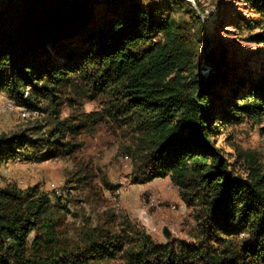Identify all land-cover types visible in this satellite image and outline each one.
<instances>
[{
	"label": "trees",
	"instance_id": "obj_1",
	"mask_svg": "<svg viewBox=\"0 0 264 264\" xmlns=\"http://www.w3.org/2000/svg\"><path fill=\"white\" fill-rule=\"evenodd\" d=\"M0 2V93L46 113L50 127L0 135V165L69 156L81 145L71 137L104 124L130 134L131 183L169 177L197 224L194 242L159 243L127 217L119 230L105 217L73 240L61 230V195L9 184L0 187V264H264V165L243 154L240 172L215 144L223 123L264 119V60L231 83L205 52L203 23L195 39L163 13L178 0ZM251 2L262 30L249 39L264 45V0ZM101 99L100 110L59 119L61 103Z\"/></svg>",
	"mask_w": 264,
	"mask_h": 264
},
{
	"label": "rangeland",
	"instance_id": "obj_2",
	"mask_svg": "<svg viewBox=\"0 0 264 264\" xmlns=\"http://www.w3.org/2000/svg\"><path fill=\"white\" fill-rule=\"evenodd\" d=\"M145 5H154L164 0H137ZM252 0H178L181 4L165 8L164 14L172 13L186 22L185 31L196 35L200 32L197 22L203 23V39L218 55L221 69L228 73L233 83L234 73L246 74L258 68L264 60V45L253 42L249 36L262 30L260 17ZM0 7L2 4L0 2ZM102 9L100 14H104ZM202 73L210 66L201 60ZM226 89H222L225 99ZM12 104L6 105L7 103ZM218 107L229 110L224 101L212 99ZM103 99L61 103L59 119L69 117L74 122L79 114L100 110ZM47 114L31 111L13 104L0 93V135L23 132L29 134L37 125L46 132ZM215 144L224 152L235 169L243 172L244 155L251 154L264 165V119L258 123L244 121L239 124L219 127ZM81 144L69 156L51 158L42 162L8 161L0 165V187L14 184L25 189L37 185L52 196L61 195L59 216L63 237L76 238L77 227L83 223L95 225L97 220L108 217L110 225L120 229L127 217L136 228L159 243L194 242L196 233L194 210L183 202L178 188L169 177L156 178L143 184L131 183L133 158L127 149L131 138L127 131L109 129L98 125L89 133H80L70 138ZM52 199H55L52 196ZM60 206H64L61 208ZM167 232V233H166ZM242 236V235H241ZM245 236V235H244Z\"/></svg>",
	"mask_w": 264,
	"mask_h": 264
},
{
	"label": "built area",
	"instance_id": "obj_3",
	"mask_svg": "<svg viewBox=\"0 0 264 264\" xmlns=\"http://www.w3.org/2000/svg\"><path fill=\"white\" fill-rule=\"evenodd\" d=\"M7 104L6 105H11V106H13L12 104H10V103H8V102H6Z\"/></svg>",
	"mask_w": 264,
	"mask_h": 264
},
{
	"label": "water",
	"instance_id": "obj_4",
	"mask_svg": "<svg viewBox=\"0 0 264 264\" xmlns=\"http://www.w3.org/2000/svg\"><path fill=\"white\" fill-rule=\"evenodd\" d=\"M167 233V232H166Z\"/></svg>",
	"mask_w": 264,
	"mask_h": 264
}]
</instances>
